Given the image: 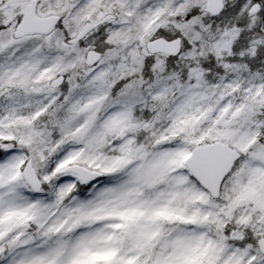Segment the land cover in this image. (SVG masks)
<instances>
[{
    "label": "snow or ice",
    "instance_id": "6c2138e0",
    "mask_svg": "<svg viewBox=\"0 0 264 264\" xmlns=\"http://www.w3.org/2000/svg\"><path fill=\"white\" fill-rule=\"evenodd\" d=\"M0 264H264V0H0Z\"/></svg>",
    "mask_w": 264,
    "mask_h": 264
}]
</instances>
